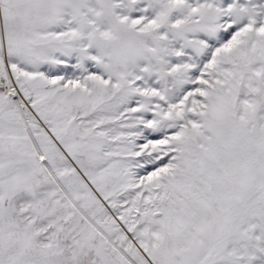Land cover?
<instances>
[{
  "label": "snow or ice",
  "instance_id": "snow-or-ice-1",
  "mask_svg": "<svg viewBox=\"0 0 264 264\" xmlns=\"http://www.w3.org/2000/svg\"><path fill=\"white\" fill-rule=\"evenodd\" d=\"M0 264H264V0H0Z\"/></svg>",
  "mask_w": 264,
  "mask_h": 264
}]
</instances>
